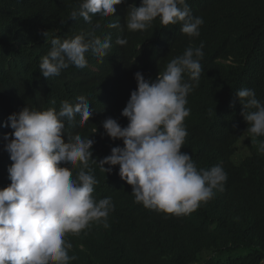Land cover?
I'll return each instance as SVG.
<instances>
[{
  "label": "trees",
  "instance_id": "obj_1",
  "mask_svg": "<svg viewBox=\"0 0 264 264\" xmlns=\"http://www.w3.org/2000/svg\"><path fill=\"white\" fill-rule=\"evenodd\" d=\"M80 2L0 0V124L25 107L59 111L63 101L74 104L84 96L93 114L83 126L68 124L67 131L93 139V160L103 159L113 147L124 146L123 141L106 135L102 122L112 117L122 127L128 125L122 110L131 92L137 90L135 73L154 80L171 59L203 42V71L198 86L187 97L191 112L185 120L188 136L181 151L192 157L198 169L222 166L227 181L223 191H215L197 210L175 216L136 203L132 186L119 175V166L106 173L90 161L98 181L94 198L110 197L114 211L108 217L109 228L93 222L79 235L66 236L72 244L69 255L77 257L71 264H261L264 153L258 152L245 133L249 125L235 93L241 88L252 89L264 103V0H187L193 15L204 20L200 36L194 39L183 34L180 25L165 28L159 19L147 30L136 32L128 31L123 21L120 33L128 43L120 46L111 42V55L101 64L100 74L85 75L86 68L70 66L48 80L39 65L50 51L51 40L70 39L91 30L90 25L70 19ZM141 3L126 0L118 6L139 7ZM102 27L103 36L95 30L102 40L116 38L114 32L121 30L105 22ZM93 55L86 53L88 63ZM100 77H105L104 83L93 85ZM124 79L129 89L125 93ZM185 80L195 85L187 74ZM102 88L107 97L100 95ZM3 153L0 144L2 179ZM67 167L72 168L75 178L79 168Z\"/></svg>",
  "mask_w": 264,
  "mask_h": 264
},
{
  "label": "clouds",
  "instance_id": "obj_2",
  "mask_svg": "<svg viewBox=\"0 0 264 264\" xmlns=\"http://www.w3.org/2000/svg\"><path fill=\"white\" fill-rule=\"evenodd\" d=\"M125 2L81 0L70 19L90 25L91 30L70 39H52L50 51L41 57L42 76L48 80L58 77L70 66L86 68L85 75L100 74L101 64L111 55V42L120 46L128 43L120 33L123 21L130 32L145 31L159 19L165 28L180 25L188 37L200 36L204 20L193 15L187 0H142L139 7L118 6ZM104 22L121 28L114 32L116 38L102 40L95 35L96 29L103 33ZM203 47V42L198 47L189 46L154 80L135 73L137 90L131 92L122 110L128 125L122 127L112 117L102 122L106 135L123 141L124 146L113 147L103 159L93 160V139L67 131L68 124L83 126L93 114L84 96L74 104L63 101L59 111L25 107L2 120L0 144L6 163L5 177H0V264H71L77 257L69 255V233L79 235L93 222L110 227L108 217L114 204L110 197L94 198L98 181L90 161L106 173L119 166L121 179L132 186L135 202L157 212L187 215L210 201L215 191H223L227 174L222 166L198 169L192 157L181 151L188 136L185 120L191 112L187 97L202 75ZM89 52L94 55L88 63ZM185 74L195 85L185 80ZM104 81L105 77H100L93 85ZM122 84L125 93L127 81L122 80ZM99 93L103 97L108 94L105 88ZM235 94L249 125L245 133L258 152L264 153V140L257 139L264 137V103L252 89L241 88ZM67 165L79 168L75 178ZM9 181L11 184L2 190L1 185Z\"/></svg>",
  "mask_w": 264,
  "mask_h": 264
},
{
  "label": "bare ground",
  "instance_id": "obj_3",
  "mask_svg": "<svg viewBox=\"0 0 264 264\" xmlns=\"http://www.w3.org/2000/svg\"><path fill=\"white\" fill-rule=\"evenodd\" d=\"M94 21H96V19H94ZM10 184H11V181L2 184V185H1L2 190H3L4 188L8 187Z\"/></svg>",
  "mask_w": 264,
  "mask_h": 264
}]
</instances>
